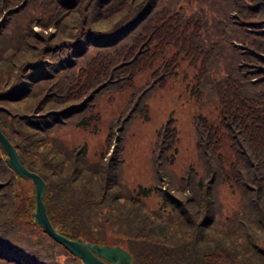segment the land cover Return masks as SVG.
Segmentation results:
<instances>
[{
	"label": "trees",
	"instance_id": "obj_1",
	"mask_svg": "<svg viewBox=\"0 0 264 264\" xmlns=\"http://www.w3.org/2000/svg\"><path fill=\"white\" fill-rule=\"evenodd\" d=\"M182 59L196 68L193 91L218 102L221 123L196 116L201 169L190 163L178 175L170 116L153 149L156 183L134 191L121 168L126 126L148 114L149 91ZM147 67L98 159L86 143H64L57 132L95 121L99 95ZM0 129L45 180L58 232L119 244L132 264H264V0H0ZM225 179L239 195L229 214L218 196ZM152 190L160 203L149 208L139 191ZM35 202L34 181L8 164L0 142V264H85L34 221Z\"/></svg>",
	"mask_w": 264,
	"mask_h": 264
},
{
	"label": "rangeland",
	"instance_id": "obj_2",
	"mask_svg": "<svg viewBox=\"0 0 264 264\" xmlns=\"http://www.w3.org/2000/svg\"><path fill=\"white\" fill-rule=\"evenodd\" d=\"M38 27H36L37 29ZM53 29V27H51ZM165 55L171 54L175 47L167 44ZM162 57L155 60L157 64ZM152 67L139 69L133 77L131 85L119 89L107 90L99 95L95 101L97 119L86 125L77 126L68 124L57 132L64 143L73 146L86 143L90 159L99 157V152L108 145V134L111 123L119 114L132 105L129 101L132 94L141 91L150 77ZM196 68L187 59L180 60L177 73L167 78L165 85L149 91L147 101L148 114L145 116L138 112L131 122H128L124 133L123 161L121 164L122 176L134 191L140 186L152 187L156 183L153 163V149L155 148L157 131L170 116L178 129L177 152L171 168L181 175L190 163L201 169L196 152L195 119L203 114L214 125H220V113L217 101H205L200 94L193 91L196 78ZM119 130V129H118ZM117 131V130H116ZM115 131V133H116ZM116 135V134H115ZM114 135V148L117 136ZM229 139L221 132V152L224 156L225 168L228 169L233 159ZM165 186V185H164ZM139 194L149 208L157 207L160 197L152 190ZM219 200L222 203L224 214H229L238 204V192L232 187L229 179H225L218 187Z\"/></svg>",
	"mask_w": 264,
	"mask_h": 264
},
{
	"label": "water",
	"instance_id": "obj_3",
	"mask_svg": "<svg viewBox=\"0 0 264 264\" xmlns=\"http://www.w3.org/2000/svg\"><path fill=\"white\" fill-rule=\"evenodd\" d=\"M0 142L7 152V162L21 176L31 178L35 183L36 202L33 211L34 221L57 241L63 243L72 253L79 256L85 264H132L130 252L119 244L92 242L80 237L72 238L58 232L51 222L43 200L45 180L23 162L16 147L0 129Z\"/></svg>",
	"mask_w": 264,
	"mask_h": 264
}]
</instances>
